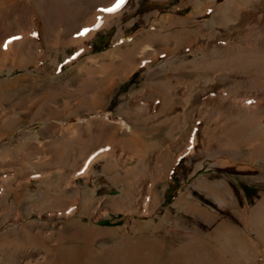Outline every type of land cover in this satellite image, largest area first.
<instances>
[{"label":"rangeland","instance_id":"1","mask_svg":"<svg viewBox=\"0 0 264 264\" xmlns=\"http://www.w3.org/2000/svg\"><path fill=\"white\" fill-rule=\"evenodd\" d=\"M116 3L0 0V264H264V0Z\"/></svg>","mask_w":264,"mask_h":264},{"label":"crops","instance_id":"2","mask_svg":"<svg viewBox=\"0 0 264 264\" xmlns=\"http://www.w3.org/2000/svg\"><path fill=\"white\" fill-rule=\"evenodd\" d=\"M91 123L92 122H90L87 127H85V129L89 130V133L93 130V126H91L93 123ZM75 126L76 125L71 124V122L67 123L66 121L49 122L44 124V126H42L40 129H37L35 132L28 134L26 138H22L20 141H17L18 143L14 142L12 145L14 148L28 145L27 148L29 152L27 153L29 161L27 163V169L29 171L38 170L37 165H40L41 163L51 164L53 159L54 161H59L60 164L65 163L66 157L71 155V150L74 148L79 150V152L77 151L78 153L75 154L82 156L86 154H92L94 148V142H91L93 139L92 137H89L90 141L83 143L84 140L81 138V136H79V138L82 140L79 144H77L76 136L71 137L72 134H69V131H71V129H73ZM98 142H100V139L96 142L97 148L100 149L98 147L100 145ZM31 147L35 149H32ZM102 147H104V145H102ZM44 148L48 149L46 151L42 150ZM43 158L46 162H43ZM84 158L85 156L81 159V161ZM74 161H76V158Z\"/></svg>","mask_w":264,"mask_h":264},{"label":"snow or ice","instance_id":"3","mask_svg":"<svg viewBox=\"0 0 264 264\" xmlns=\"http://www.w3.org/2000/svg\"><path fill=\"white\" fill-rule=\"evenodd\" d=\"M124 3V0H117V3L115 4V6L113 8H109V9H105V11H115L117 8H119L122 4ZM87 31H89L88 29H84V31L82 33H80L81 35L85 34ZM32 35H36V33H32ZM19 39V37L13 36L10 37L8 40H6L4 42V47L6 48L8 46L9 43H11L13 40H17Z\"/></svg>","mask_w":264,"mask_h":264},{"label":"trees","instance_id":"4","mask_svg":"<svg viewBox=\"0 0 264 264\" xmlns=\"http://www.w3.org/2000/svg\"><path fill=\"white\" fill-rule=\"evenodd\" d=\"M99 41H101V38H100V37L96 38V39L94 40V43H97V42H99Z\"/></svg>","mask_w":264,"mask_h":264},{"label":"bare ground","instance_id":"5","mask_svg":"<svg viewBox=\"0 0 264 264\" xmlns=\"http://www.w3.org/2000/svg\"><path fill=\"white\" fill-rule=\"evenodd\" d=\"M139 259V258H138ZM148 259V258H147ZM133 262H136V260H134V258H132ZM141 262V261H140ZM140 264V263H139Z\"/></svg>","mask_w":264,"mask_h":264}]
</instances>
